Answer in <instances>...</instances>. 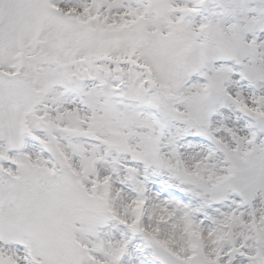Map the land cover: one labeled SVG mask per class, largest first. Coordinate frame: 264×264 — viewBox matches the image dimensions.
Returning <instances> with one entry per match:
<instances>
[{
  "label": "snow or ice",
  "instance_id": "snow-or-ice-1",
  "mask_svg": "<svg viewBox=\"0 0 264 264\" xmlns=\"http://www.w3.org/2000/svg\"><path fill=\"white\" fill-rule=\"evenodd\" d=\"M0 264H264V0H0Z\"/></svg>",
  "mask_w": 264,
  "mask_h": 264
}]
</instances>
